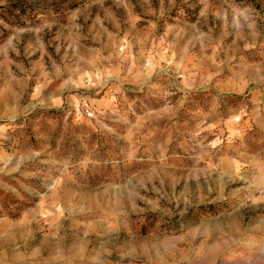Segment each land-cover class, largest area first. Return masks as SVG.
Wrapping results in <instances>:
<instances>
[{
    "label": "rangeland",
    "instance_id": "1",
    "mask_svg": "<svg viewBox=\"0 0 264 264\" xmlns=\"http://www.w3.org/2000/svg\"><path fill=\"white\" fill-rule=\"evenodd\" d=\"M0 264H264V0H0Z\"/></svg>",
    "mask_w": 264,
    "mask_h": 264
}]
</instances>
